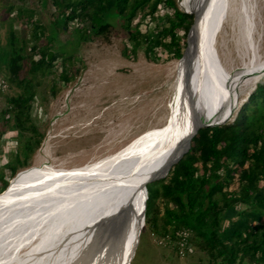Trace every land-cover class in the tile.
I'll list each match as a JSON object with an SVG mask.
<instances>
[{
    "label": "trees",
    "instance_id": "16d2710c",
    "mask_svg": "<svg viewBox=\"0 0 264 264\" xmlns=\"http://www.w3.org/2000/svg\"><path fill=\"white\" fill-rule=\"evenodd\" d=\"M28 1L46 3L11 0L0 14V23L8 24L0 78L16 88L5 98L0 136L11 126L20 139L14 158L3 165L9 175L29 165L42 141L33 120L40 79L47 78L48 94L55 97L79 74L77 55L54 48L60 32L72 30L79 45L108 36L122 20L129 44L123 54L143 47L146 58L157 61L183 56L194 22L178 0H51L48 32ZM8 184L7 172L0 171V191ZM147 191L145 226L158 238L188 230L190 251H204L210 264H264V82L238 104L230 121L199 129L189 151Z\"/></svg>",
    "mask_w": 264,
    "mask_h": 264
},
{
    "label": "bare ground",
    "instance_id": "6f19581e",
    "mask_svg": "<svg viewBox=\"0 0 264 264\" xmlns=\"http://www.w3.org/2000/svg\"><path fill=\"white\" fill-rule=\"evenodd\" d=\"M189 2L197 20L173 68L185 92L179 120L154 132L128 160L104 169L60 171L50 163V147L45 144L36 164L25 168L0 194V261L129 264L143 227L145 180L159 174L176 155L198 117L205 122L230 119L241 87L246 83L254 88L264 82V58L251 28L255 26L254 1L240 0L242 15L250 25L244 29L250 53L249 62L235 70L227 68L218 49L230 0ZM120 248L123 253L117 262Z\"/></svg>",
    "mask_w": 264,
    "mask_h": 264
},
{
    "label": "rangeland",
    "instance_id": "374dc122",
    "mask_svg": "<svg viewBox=\"0 0 264 264\" xmlns=\"http://www.w3.org/2000/svg\"><path fill=\"white\" fill-rule=\"evenodd\" d=\"M253 1L255 26L251 28L260 56L264 58V1ZM0 2L2 14L3 5L11 0ZM25 5L37 11L50 32V22L54 20L51 0L46 3L28 1ZM178 5L182 10L194 11L189 0H178ZM242 10L240 0H230L228 21L218 40L222 61L231 70L243 68L249 62L250 50L246 47L244 29L250 25ZM7 38L8 24L4 21L0 23V46L5 45ZM74 40L70 30L60 32L53 41L55 50L65 48L77 55L79 74L55 97L48 94L47 78L40 79L33 120L43 134L42 141L29 165L20 167L13 175H9L2 164L6 161L4 154L8 161L14 158L20 144L19 134L10 126L0 136V171L7 172L11 185L25 168L36 164L37 155L45 144L50 147V163L61 168L60 171L104 169L120 160H128L154 137V132L160 133L180 118L185 92L181 76L173 73L177 57L150 61L143 47L136 54L125 56L123 51L129 44L122 20L116 21L108 36H97L79 45ZM4 69L0 65V75L5 76ZM253 89L245 83L240 89L238 104L246 101ZM15 92L16 88L10 85L0 91V132L5 98ZM144 226L129 264H210L207 254L199 248L183 256L175 254L172 247L158 241L150 226ZM15 263L17 261L12 264ZM0 264L10 263L2 260Z\"/></svg>",
    "mask_w": 264,
    "mask_h": 264
},
{
    "label": "water",
    "instance_id": "95a60500",
    "mask_svg": "<svg viewBox=\"0 0 264 264\" xmlns=\"http://www.w3.org/2000/svg\"><path fill=\"white\" fill-rule=\"evenodd\" d=\"M183 11H185L187 13L194 14V22L191 25V27L189 29V32L187 34V44H188V36H189L190 31L192 30V28L196 24L197 13L196 12H188L185 9H183ZM51 55H52V51L50 52L48 58H50ZM197 119H196V123H195L194 128L192 129V131L185 137L183 142L178 146L176 155L165 165L164 169L159 174H153V175L149 176L145 180V182L143 183V187H142V191H143L142 224H145L146 201H147V198H148L147 184H149L150 182H153L155 180H159V179L164 178L168 174V172L171 169V167L173 165H175L176 163H178L180 161V159H182V157L189 151L190 146H191V140L197 134L198 130L203 128V127L210 126V125L214 124V123H210V122H205L201 117H198ZM222 122H225V121L222 120L220 122H215V123H222ZM131 221H132V219H131ZM131 225H132V222L130 223V226ZM121 249L122 248L119 249V253H118V256H117V260H116L117 262L119 261V259L121 257V254L123 253Z\"/></svg>",
    "mask_w": 264,
    "mask_h": 264
},
{
    "label": "built area",
    "instance_id": "2783aa9c",
    "mask_svg": "<svg viewBox=\"0 0 264 264\" xmlns=\"http://www.w3.org/2000/svg\"><path fill=\"white\" fill-rule=\"evenodd\" d=\"M8 88V84L3 78H0V90L5 91ZM7 153V152H5ZM4 158L6 159L5 163L2 165H5L8 163V160L6 158V154H4ZM191 233L188 230H178L175 232L174 238H171L170 236H166L165 238H158V241L161 243H171V246L178 249V254L180 256L186 255L188 252H190L189 246H188V239L190 237Z\"/></svg>",
    "mask_w": 264,
    "mask_h": 264
},
{
    "label": "clouds",
    "instance_id": "9594fccd",
    "mask_svg": "<svg viewBox=\"0 0 264 264\" xmlns=\"http://www.w3.org/2000/svg\"><path fill=\"white\" fill-rule=\"evenodd\" d=\"M229 120V119H228ZM227 120V121H228ZM225 122H222V123H215V122H220L219 120L218 121H210V123H214V124H212V125H217V124H224V123H226L227 121L226 120H224Z\"/></svg>",
    "mask_w": 264,
    "mask_h": 264
}]
</instances>
